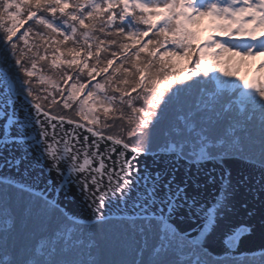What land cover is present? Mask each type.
Returning <instances> with one entry per match:
<instances>
[{"label": "snow or ice", "instance_id": "snow-or-ice-1", "mask_svg": "<svg viewBox=\"0 0 264 264\" xmlns=\"http://www.w3.org/2000/svg\"><path fill=\"white\" fill-rule=\"evenodd\" d=\"M205 19L210 34L201 40ZM261 34L264 0H0V152H20L19 166L24 141L33 140L7 52L36 116L34 142L50 161L45 174L53 191L67 193L75 184L93 207L97 229L109 222L102 210L110 198L130 205L120 222L139 237L138 260L151 248L159 264L175 248L177 264H199L195 252L203 245L182 243L184 236L170 222L173 197L156 195L160 174H142L137 157L145 152L148 130L162 106L186 103L169 99L174 85L212 72L235 77L228 79L233 83L216 80L217 106L226 120L223 134L238 140L254 121L264 134V83L241 81L235 60L264 56ZM237 88L238 93L232 91ZM53 106L62 110L53 112ZM196 108L198 102L191 112H178L177 121L189 131L204 121L202 132L210 133L216 121L202 115L209 109ZM141 184L143 190L133 195ZM210 226L211 221L204 227ZM77 229L76 218L55 198L35 197L23 183L0 182V264H18L25 240L35 241L37 255L68 252L84 243ZM87 243L94 248L99 241L93 236Z\"/></svg>", "mask_w": 264, "mask_h": 264}, {"label": "water", "instance_id": "water-1", "mask_svg": "<svg viewBox=\"0 0 264 264\" xmlns=\"http://www.w3.org/2000/svg\"><path fill=\"white\" fill-rule=\"evenodd\" d=\"M25 124H31L29 131L33 140H25V159L19 166L15 159L21 153L9 155L0 152V181L23 183L34 190V194L49 199L55 198L67 215L75 217L80 223H94L96 216L93 207L76 185L71 184L67 193L56 194L49 186L50 177L45 174L49 166L44 149L35 143L38 130L31 103L17 94ZM131 155V154H129ZM137 166L142 174H160L156 195L166 199L173 197L171 223L184 237L202 244L203 248L216 256L230 254L239 256L255 254L264 250V166L237 157H212L205 160H188L178 152H147L137 157ZM67 179V177H65ZM225 179L228 183L225 186ZM53 184L55 179L53 178ZM168 185L165 189L162 186ZM180 188L184 191L179 196ZM143 190V184L133 190ZM223 195L224 200L221 201ZM130 208L124 201L110 198L104 215L120 218L124 209ZM211 221L210 229L205 224ZM251 227V231H249ZM240 229L243 233L237 236ZM236 237L234 249L226 240Z\"/></svg>", "mask_w": 264, "mask_h": 264}, {"label": "trees", "instance_id": "trees-1", "mask_svg": "<svg viewBox=\"0 0 264 264\" xmlns=\"http://www.w3.org/2000/svg\"><path fill=\"white\" fill-rule=\"evenodd\" d=\"M1 38V37H0ZM1 47V46H0ZM5 54V59L9 66L13 69L15 74L17 75L19 81H22V77L19 76V73L14 69L13 62L11 59V56L8 53ZM52 74L50 72H45L44 74ZM175 86V85H174ZM18 88H20V84L17 85ZM201 88H203L201 90ZM211 82L208 78H204L203 81L200 80V77L194 78L192 81L185 82L184 85L181 87V91L179 93L178 99L181 101H184V105L182 107H178L175 104L168 105L165 104L162 106V110L158 111L156 118L153 120L154 124L149 128L148 130V136L147 141L149 144L145 146V150L154 151L157 150V147L164 148L163 150H169L167 146L164 144V142H167V136H170L169 142L170 147L171 143L176 141L175 137L177 139L182 138L184 139L183 143H179L176 141V147H179L181 144H185L183 146H180L181 153L187 157L195 158L192 154L198 155V158H204L205 156L202 155V152L205 151H199L198 147L195 146L193 149H190L188 147L187 143V137L190 136L193 142L196 141L197 131H201L204 125V121H198L197 128L195 131H189V133L186 132V127L182 125L179 121H177L176 116L178 112L185 111V112H191L193 110V104L196 102L197 99L199 100V108H196L197 112H201L203 109H209V111L212 113V116L214 117L219 109L217 108V101H213L212 104L209 101H204L205 97L203 98L204 90L213 89ZM169 99H172L171 93L169 92ZM196 104V103H195ZM208 105H211L210 107ZM53 112H60V107H53ZM64 112H68V110H63ZM70 114V113H69ZM204 113H202L203 115ZM207 117L208 121L211 122L213 120V117L210 115H204ZM226 124V120H224L221 125L217 128V131L219 134H223L224 126ZM175 128H180V132L177 133L176 131H173ZM216 128L215 124L211 126V132L206 134L205 137L208 138V142L205 147L207 146H213L214 148L218 149V152L216 153H223L222 151H228L230 154H238L240 156L244 157H252L258 161L264 162V134L261 133L260 128L258 124L254 121L253 124L249 128V134L244 135L242 137V140H238V143L241 147H236L232 144V137L228 136H218L220 140H223L222 143H218L219 140L211 137L210 135H213L215 133ZM205 134V133H204ZM172 137L174 139H172ZM185 137V138H183ZM211 139L212 143H209V140ZM229 141L232 146L226 147L225 145L226 141ZM174 148V149H175ZM173 149V148H171ZM199 151V152H198ZM201 153V154H200ZM200 154V155H199ZM36 203L38 201H35ZM14 208L16 205H13ZM86 226H84L83 230H85ZM124 232V231H123ZM125 233L128 234V239L130 242L128 244H123V236L120 238H116L114 241V244L107 245L105 244L103 240H99L98 246L93 248V257L90 259V264H119L121 260H125L127 264H133V258H129L128 256H124L120 254L119 252L126 253L127 247H129L130 243L131 245H136L135 241H139V237H134V239H131V236L134 234L127 230ZM87 239H84V243L79 246H74V249L72 251V254L70 255L71 258H67L69 255L68 252H64L63 250H58L55 254L47 253V255L50 257L49 260H47L44 264H74V260H76L75 264L81 260L82 251L85 247V242ZM113 241V240H112ZM33 241L25 240L24 247L20 253L21 259L19 260L18 264H27V262L31 259L35 261V264H42L44 261L42 255H37L35 251V246L32 245ZM185 246H187V243H184ZM175 253L177 252L174 248ZM118 251V252H117ZM88 255V254H87ZM133 257L132 255H129ZM147 261L149 264H158V262L155 260V258L152 256V253L147 255ZM74 259V260H73ZM143 260V258H142ZM163 260V259H162ZM159 261L160 262H162ZM92 261V262H91ZM142 263V261H140Z\"/></svg>", "mask_w": 264, "mask_h": 264}, {"label": "rangeland", "instance_id": "rangeland-1", "mask_svg": "<svg viewBox=\"0 0 264 264\" xmlns=\"http://www.w3.org/2000/svg\"><path fill=\"white\" fill-rule=\"evenodd\" d=\"M208 24H209V22L206 19L202 22V26H201V30H200V36H201L202 32L205 31L208 28ZM1 40H2V37H1L0 41ZM251 59H252V57L251 58H247L248 64H249V61H251ZM45 72H48V71L45 70ZM236 72H237V75L240 77L242 72H247L246 71V67L242 65L238 70H236ZM263 74H264V72L261 74V78H263ZM44 75L47 76V77H51L52 76V74H47V73L44 74ZM228 79H232L233 81H235V77L225 78L226 83H233L232 81H229ZM260 82L264 83V79H260ZM19 93H23V94L26 93V87H24L23 89L21 88ZM258 107H260V106H258ZM256 112H260V108ZM152 124H154V122ZM175 129H173V131H175ZM170 136H172V135H170ZM170 136L168 135L167 136V142L166 141L164 142V144L167 146V148H169V150H172L171 148L174 149L176 147V141L179 142V143H183L184 142V139H182V138L177 139V137H175L176 141L172 142L171 143V147H170V142H169ZM210 136L212 137L213 135H210ZM214 138H216L217 140L220 141L218 136H215ZM172 139H174V138L172 137ZM207 142H208V138L207 137H200L199 133H197L196 141L194 142V144H195V146H197L199 148L198 149L199 151H202V150L205 151V152H202L203 156H205V157H213V156L221 157V156H225V155L228 156V154H230L228 151H222L223 153H216V152H218V149L214 148L213 146L205 147ZM148 144H149V142L147 141V145ZM225 145H227L226 147H229V146H231V143L227 140ZM238 147H241V146L239 145ZM163 149L160 148L159 146L157 147V150H163ZM192 155L195 158H191V157H188V158L198 159V155H196V154H192ZM6 190L10 191L11 189L7 188ZM35 197H37V196H35ZM127 230H129V229H127L126 225H124L123 223L120 222V219H109L108 223H105V224L102 225V227L100 228V231L98 232V235H101L102 237L105 238L104 243L107 244V245L114 244V241L116 240V238L118 237V238L121 239V236H123V239H122L123 244H128L130 242V240L128 239V234L125 233V231H127ZM93 232L95 234L97 233V230H96L95 227H91V238L94 236ZM134 237H137V236H135V235L133 236L132 235L131 239H134ZM184 241L185 240H183V242H182L183 244L186 243ZM135 244L140 249L139 241H135ZM86 245L89 247L87 242H86ZM130 245H131V243H130ZM188 245L189 244H187V246ZM73 249H74V247L69 250V255L67 256V258H71L70 255L72 254ZM176 251L178 252L179 250L176 249ZM196 252H198V250H196ZM196 252H195V254H196ZM92 255H93V247H91V258H92ZM75 262H76V260H74V264H75ZM119 264H121V263L119 262ZM159 264H177V260H176V257H175V250L173 249V254H170L169 256L163 258L162 262H160Z\"/></svg>", "mask_w": 264, "mask_h": 264}, {"label": "bare ground", "instance_id": "bare-ground-1", "mask_svg": "<svg viewBox=\"0 0 264 264\" xmlns=\"http://www.w3.org/2000/svg\"><path fill=\"white\" fill-rule=\"evenodd\" d=\"M235 60H236V70H238L242 65L243 66H245V67H248L249 65H248V62H247V58L246 59H244L243 61H241V58H235ZM260 79H264V74H263V78H260ZM226 242H227V240H226Z\"/></svg>", "mask_w": 264, "mask_h": 264}]
</instances>
